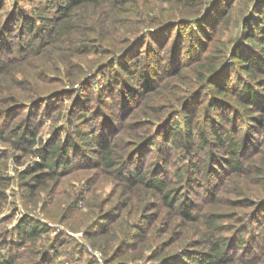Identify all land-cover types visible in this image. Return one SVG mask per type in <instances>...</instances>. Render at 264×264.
Wrapping results in <instances>:
<instances>
[{
    "label": "trees",
    "instance_id": "obj_1",
    "mask_svg": "<svg viewBox=\"0 0 264 264\" xmlns=\"http://www.w3.org/2000/svg\"><path fill=\"white\" fill-rule=\"evenodd\" d=\"M45 1V14L23 20L20 36L25 34L26 38L20 55L0 59V81L7 76L0 94L11 101L0 108V119L3 115L9 117L8 113L12 115L2 123L0 139L40 158L23 172L29 175L25 187L34 193L52 179L59 183L79 162L84 163V169H95L90 179L96 185H88L91 202L82 213L86 218L85 236L91 238L105 264H146L136 262L143 257L149 264H264V240L253 250L245 245L248 241L243 244L242 238H234L245 219L239 220V227L226 224L224 212L216 206L224 184L236 176L254 178L258 190L243 186L235 189L237 195L244 197L243 204L253 208L254 222L264 229V200L261 204L250 201L251 196L264 191V177L257 178L264 170V1L245 0L250 10L241 28L247 44L230 50L227 41L218 40L217 33L227 25L234 0L226 1V11L218 10L221 0H212L205 11L204 0H170L169 7L158 8L155 14L148 13L156 6H148L146 0ZM211 9L216 11L219 25L210 24ZM75 10L81 12L73 19ZM83 10L91 15L87 20ZM191 10H202L204 14L194 22H184L181 17ZM173 18L179 21L155 30ZM100 27L104 30L94 33ZM145 27L153 29L140 34ZM184 31L191 37L190 45L184 39ZM59 37L65 38L64 44ZM53 44L60 45L59 49L69 55H95L94 64L111 56L97 71L101 76L94 75L81 86L87 88L85 85L95 78L91 89L96 95L99 90L103 102L89 100L91 92L84 93L68 112L69 120L78 118L82 125L68 128L63 140L56 134L53 141L34 150L31 146L41 121L32 119L31 107L39 105L38 110L45 113L53 98L32 99L22 118L18 107L25 108L26 103L14 99L18 86L13 85L20 82L15 77V67L35 52L51 51ZM9 48L6 54L13 51ZM121 49L123 54L118 55ZM133 49L137 51L128 55ZM78 61L62 63L65 68L76 66ZM227 64L236 66L243 76L225 72ZM43 67V71L54 70L46 64ZM78 68L66 75L69 82L80 80L85 73ZM185 71L189 72L194 90L189 94L185 93L187 89L182 90L185 94L169 112L172 106H161L159 102L172 97L168 85L176 79L184 81ZM203 84L208 95L199 89ZM215 106L216 113L210 112ZM144 115L147 118L142 122L140 117ZM167 116L169 119L163 121ZM201 116L205 126L199 122ZM141 125L153 128L147 129L145 136L132 134L133 141L123 138L124 132H136ZM158 125L159 129L154 130ZM71 138L89 144V149L80 144L73 147ZM174 148L183 151L179 155L183 164L171 172L169 158ZM80 154L85 157L79 158ZM106 180L114 181L125 195L108 209V198L95 194L97 185ZM81 195V189L70 193L68 211L80 209ZM161 208L178 221L174 224V218L164 220ZM146 209L152 212H143ZM93 217L96 218L88 224ZM193 225L196 233L189 234ZM46 228L45 223L24 216L12 230L0 232V264H49L56 250H42ZM162 233L167 236L159 240ZM147 251L150 254H145ZM82 252L78 249L80 255ZM119 258L123 260L117 261Z\"/></svg>",
    "mask_w": 264,
    "mask_h": 264
},
{
    "label": "rangeland",
    "instance_id": "obj_2",
    "mask_svg": "<svg viewBox=\"0 0 264 264\" xmlns=\"http://www.w3.org/2000/svg\"><path fill=\"white\" fill-rule=\"evenodd\" d=\"M146 1L149 2L148 6H156L155 10H148L149 14L157 13L158 8L170 6V0ZM226 1L230 2V0H221L219 2V11H226ZM204 2L205 5L203 9L205 11L206 8L211 5L212 0H204ZM45 6V0H0V59L8 58L11 55H20L19 49L22 48L25 40L24 38H26L25 34H23V37L20 36V28L23 25V20L25 17L35 16L38 18L39 15L45 14ZM202 10L199 12L196 10H191L187 13V15L182 16L181 18H184V22H194L197 16L204 14ZM249 10L250 9L247 8V4H245V0H234V4L229 12L227 25L223 31L217 33V36L219 37L218 40L227 41V47L229 50L235 45L239 47L241 45L247 44L242 32L241 23L243 22L245 14H247ZM80 12L81 10H75L72 13V18L76 19ZM89 15V13L83 10V17L86 20ZM215 15L216 11L211 9L209 20L210 24H214V26L220 24L219 21L215 20ZM205 16L207 18V15ZM178 21L179 19L176 18H173L169 21H164L162 22L163 25L159 28L156 27L155 30L166 25H172ZM35 22L38 23V21ZM152 29V27H145L144 30L140 32V34H143L144 32H150ZM103 30V27L96 28L94 33ZM211 31L212 29H210V32ZM172 32H174V30ZM182 34L184 39L187 41V45H190L192 42L190 35H188L186 31H184ZM59 39L62 44L65 43L64 37H59ZM53 45L54 49L51 51L45 50V52H35L34 54H31V57H25L23 60L18 62L15 67L18 70L15 71V77H18L20 82H12L16 83L13 86H18L15 90V92H18L16 97H14V99H16L15 101L26 103L25 108H23L22 105L18 107L22 118L26 110L31 107L29 103L32 101V99L35 98V100H44L45 97L53 98L51 99L53 108L52 105H50L47 109V112H50L49 114H47V112L43 113L42 110H38L39 105H33L31 107L32 119L41 121V124L37 129L38 132L34 136L35 142L31 146V149L34 150L38 147H41L42 145H45L49 141H53L56 134L59 135L61 140H63L67 134L68 128L74 127L73 129H75L82 125V123H79L78 118L73 119L72 121L69 120L68 112L73 108V104L75 103L74 101L76 99L82 98L84 93L86 94L91 92L88 98L89 100L96 99L100 103L103 102L101 101L102 97L98 96L99 90H97L96 95L95 91L91 89L92 85L95 83V78L90 79L91 81L88 80V85H85L87 88L82 89L81 86L82 82L88 78H92L94 75L95 77L101 76V73L97 74V71L103 67V63L106 64V61L111 56L107 57L105 61L94 64L93 60H95V55H69L65 49H59V47H61L60 45ZM9 46L13 48V51L9 54H6L7 51L10 50ZM123 50L120 51L118 55L123 54ZM140 50H143V47H141ZM135 51L137 50H131L128 55H131ZM216 54H218L217 51ZM186 56L184 57L186 58ZM63 60L79 61L78 64H75L76 66L68 65L64 68L62 63ZM229 60L230 58L227 57L226 61L229 62ZM59 61L61 63H59ZM44 64L51 66L54 68V70L48 69L47 71H43V69H45L43 67ZM78 66L83 68V72L85 73L82 75L80 80L74 83L69 82L66 79V75H70L75 70H79ZM229 70L231 76H243V74L239 72V69L232 64L226 65L225 72ZM184 74H186L184 81H179L176 79L168 85V89L170 90L172 97H168L167 100L159 102L160 105L163 104L165 106H172L170 107L169 112L172 110V108H175L177 99L179 97L183 96L185 93L189 94L194 90H191L190 82H192V80L188 79L189 72L185 71ZM6 78L7 76L1 79L0 87H4ZM199 89L203 92H206L208 95L207 86H205V84L199 87ZM182 90H186L185 93ZM187 97L188 95H185V98ZM7 99V96L0 94V104L3 101L6 102L3 105H0V108L11 102L7 101ZM104 104H101V106ZM105 106L106 108H109V105ZM109 109H111V107ZM220 109L221 108H217V110ZM210 112L216 113V106L210 110ZM8 114L9 117H6L5 115L1 116L2 118L0 119V128L3 122L12 118L11 113ZM166 115H168V112L165 113V116ZM132 117L133 115H130L129 119ZM146 118L147 116L144 115L140 117V120L144 122ZM168 119L169 117L167 116L163 121ZM199 122L202 126H205L204 116L199 118ZM128 127L129 126L127 125V128ZM22 128L23 125L21 124V131ZM149 128L152 130L153 127L141 125L138 127L136 132H124L123 138L128 141H133L136 134H140L141 136L147 135V129ZM158 129L159 125L154 127V130ZM134 133L135 136L132 135ZM158 138V136L155 137V139ZM11 139L12 138H10V140ZM79 144L81 145V148L84 147L86 150H88L90 147L89 144L83 145L81 141L71 138V145L73 147L76 148V146ZM173 152L174 154L169 158L170 167H168L171 172L177 170L178 166H182L183 164V159L179 158V155L183 153V151L174 148ZM83 157L85 156L80 154L79 158L83 159ZM39 160L40 158L38 154H34L31 151L24 152L23 150H16L13 148L10 141H4L0 139V175H3V178L0 179V192H2L4 195H1L0 197V232L4 233L6 231L12 230V228L17 224L18 221L21 220V218L24 216H30L47 225L46 230L42 233V250L46 249L50 252H55L56 250V254H53V259L49 264H105L103 263L104 258L102 255L95 247H93L94 245L91 243V238L85 236L84 229L86 228V225L84 222L86 221V218L82 213L88 210L89 203L91 202V190L88 188V185H96V183H93L90 179V175L95 172V169H84L82 167L84 166V163L79 162L75 168H71L72 170H70L67 175L61 177L59 183L58 181L52 179L46 185H41V188H37L35 189L34 193H31V191L27 189L24 184V182L28 180L29 175L23 172L27 168H31L35 163L39 162ZM75 160L78 159L75 158ZM259 177H264V170L257 175V178ZM197 181L199 182V179H197ZM260 183L261 182H259V185L262 186ZM174 184L175 182L172 183V185ZM241 186L247 188L248 190H258L259 188L254 178L236 176L226 185H223V189L220 191L222 193L221 200L217 201L216 206L220 211L224 212V222L226 224L231 222V224L237 225L236 227H239L241 223L239 220L245 219L244 222L242 221V229H239V231L234 235V238L239 236L243 239V244H245V241H248V243L245 245L250 246L253 250H256L259 244L264 240V229L263 226L254 222V217L252 215L253 208L249 209L248 206H245L242 201L244 197L236 194L235 188ZM74 189H81L82 191L81 198L78 202V207H80V209L68 211V207L71 205V202H69L70 193ZM95 194H98L101 198H108L105 209L115 206L117 203L123 200V197L125 196L121 193V189L117 187L116 183L112 180H106L101 182L99 186L97 185ZM256 194L258 195L254 194L251 196L250 201L261 204L262 200H264V191L260 193L258 192ZM143 212L151 213L152 211L150 209H146V211ZM153 212H155V210ZM161 212L162 218L164 220L174 218V224L178 221L177 217H172L173 214L169 213L165 208H161ZM246 215L247 218H245ZM94 218L96 217L91 218L88 221V224H90ZM174 224L172 229L175 228ZM196 228L197 227L193 225L188 233L195 234ZM166 234L167 233H162V236L158 237L159 240L164 239L167 236ZM12 236L14 235L12 234ZM78 249L83 250L81 255L78 253ZM145 254H150V252L147 251ZM116 260L118 261L123 259L119 258ZM115 262H109L106 264H114ZM136 262L149 264L150 261H148L146 257H143L138 259Z\"/></svg>",
    "mask_w": 264,
    "mask_h": 264
}]
</instances>
